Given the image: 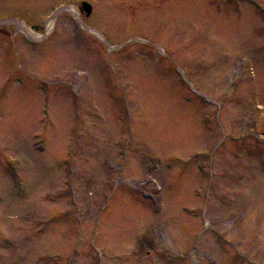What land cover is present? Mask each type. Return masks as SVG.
Masks as SVG:
<instances>
[{"label":"rangeland","instance_id":"1","mask_svg":"<svg viewBox=\"0 0 264 264\" xmlns=\"http://www.w3.org/2000/svg\"><path fill=\"white\" fill-rule=\"evenodd\" d=\"M82 1L0 0V264H264V0Z\"/></svg>","mask_w":264,"mask_h":264},{"label":"bare ground","instance_id":"2","mask_svg":"<svg viewBox=\"0 0 264 264\" xmlns=\"http://www.w3.org/2000/svg\"><path fill=\"white\" fill-rule=\"evenodd\" d=\"M70 9H71V11L74 12L75 14H78V9H77L76 7L71 6ZM54 23H55V19H54V18H50V19H48L47 22H46L47 30H50V29L53 27ZM20 26H21L23 29H25V30L29 33V35H31V36L35 35V36L38 37L37 34H32V33L30 32V30L26 27L25 24L20 23Z\"/></svg>","mask_w":264,"mask_h":264},{"label":"water","instance_id":"3","mask_svg":"<svg viewBox=\"0 0 264 264\" xmlns=\"http://www.w3.org/2000/svg\"><path fill=\"white\" fill-rule=\"evenodd\" d=\"M82 9L86 10L88 13L91 12L92 10V5L90 2L88 1H84L83 4H82Z\"/></svg>","mask_w":264,"mask_h":264},{"label":"flooded vegetation","instance_id":"4","mask_svg":"<svg viewBox=\"0 0 264 264\" xmlns=\"http://www.w3.org/2000/svg\"><path fill=\"white\" fill-rule=\"evenodd\" d=\"M83 1H84V0H83ZM83 1H82V2H83ZM82 2H81V4H80L81 15L89 16L90 13H88L87 11H85V10L82 9ZM92 10H93V9H92ZM91 12H92V11H91ZM7 17H9V16H7Z\"/></svg>","mask_w":264,"mask_h":264}]
</instances>
